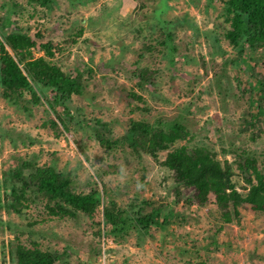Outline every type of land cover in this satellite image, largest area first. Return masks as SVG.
<instances>
[{
  "label": "rangeland",
  "instance_id": "rangeland-1",
  "mask_svg": "<svg viewBox=\"0 0 264 264\" xmlns=\"http://www.w3.org/2000/svg\"><path fill=\"white\" fill-rule=\"evenodd\" d=\"M49 5L0 0V42L19 32L35 43L36 57L46 56L40 45L51 42L60 71L70 75L80 69L86 81L83 95L58 106L59 121L45 103L30 110L12 105L0 86V264H15V243L65 251L59 264H186L173 243L205 246L214 233L218 245L211 264H264L263 210H243L240 223L219 227L215 208L197 203L185 208L184 199L177 204L172 199L171 180L160 165L165 153L154 160L122 146L110 151L94 131L102 130L98 121L106 125L105 138L119 139L132 120L169 122L183 115L197 141L228 149L230 160L233 154L243 159L264 152V110L256 115L257 105L250 108L260 90L257 82L264 81V51L255 54L225 39L230 24L222 0H54ZM162 24L171 34L166 47L158 45L166 38ZM144 44L156 51L145 53ZM141 68L151 71V88L137 85ZM246 118L253 121L239 131ZM23 162L68 172L78 191L96 183L100 194L105 189L108 200L121 207L136 201L165 204L167 229L150 233L152 238L134 230L118 244L103 235L101 208L75 220L48 219L38 207L18 215L5 207L3 188ZM235 175L243 185L245 174Z\"/></svg>",
  "mask_w": 264,
  "mask_h": 264
},
{
  "label": "trees",
  "instance_id": "trees-1",
  "mask_svg": "<svg viewBox=\"0 0 264 264\" xmlns=\"http://www.w3.org/2000/svg\"><path fill=\"white\" fill-rule=\"evenodd\" d=\"M53 1L29 0V4L49 8ZM222 2L225 21L230 24V29L225 32V39L236 48L249 47L255 54H259L258 49L264 51V0ZM163 25H159V29L162 31V39L166 38L158 45L166 47L171 34ZM40 46L46 56L36 57L33 52L35 43L19 32L10 33L2 39L1 95L12 105L25 110L45 103L59 121L61 117L58 106H65L74 96L83 95L86 81L84 77L87 73L77 68L70 75L61 72L53 60L51 42ZM143 50L147 54L156 51L151 44H144ZM150 74L148 68H141L136 73L134 78L140 88H151L154 85ZM257 84L260 90L255 94V101L250 102L251 109L257 105L256 115L264 110V81ZM131 97L143 101L142 97L134 93ZM250 108L246 113L252 111ZM186 120L183 115L169 122L160 119L153 123L147 119L132 120L126 133L119 139L105 138L108 133L105 131L106 125L98 121L96 123L102 130L94 128V131L101 146L110 151L122 146L135 156L146 155L154 160L165 153L160 165L171 180L172 199L176 204L184 199L185 208L186 205L196 203L215 208L213 219L219 227L240 223L245 218L243 210L249 208L263 210L264 215V152L259 156L251 152L241 159L232 151L234 158L230 160L227 158L228 149L220 146L217 150L204 139L197 141L192 130L186 126ZM251 121L253 118L244 119L239 131ZM62 126L66 132L67 127L64 123ZM251 140H255V135ZM237 171L241 175L245 174L244 184L240 186L234 178ZM9 178L7 182L11 183L3 188H6L7 196L5 207L18 215L38 207L42 209L40 215L48 219L75 220L81 216H91L101 208L104 218L103 235L118 244L134 230L152 238L150 233L167 229L168 226V214L163 213L165 204L136 201L121 207L117 202L108 200L109 194L105 189L100 194L96 183L87 182L81 186V189H88L87 192L78 191L73 187L70 174L52 165L40 166L35 162H23L10 172ZM140 185L146 186L143 178ZM210 196L213 197L212 203H209ZM0 201L2 202L1 198ZM209 239L210 244L205 246L186 243L181 247L174 242V251L186 264H211L212 254L218 245L217 234L214 233ZM165 244L166 237H163V245ZM12 247L11 256L15 264H59L62 256L66 255L65 251L44 250L37 243H15Z\"/></svg>",
  "mask_w": 264,
  "mask_h": 264
}]
</instances>
